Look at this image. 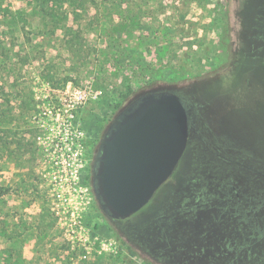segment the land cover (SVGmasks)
<instances>
[{
    "label": "rangeland",
    "instance_id": "1",
    "mask_svg": "<svg viewBox=\"0 0 264 264\" xmlns=\"http://www.w3.org/2000/svg\"><path fill=\"white\" fill-rule=\"evenodd\" d=\"M152 90L194 102L199 132L139 212L111 219L92 162ZM71 113L74 204L38 177L42 124L55 144ZM0 186V264H264V0H0Z\"/></svg>",
    "mask_w": 264,
    "mask_h": 264
},
{
    "label": "water",
    "instance_id": "2",
    "mask_svg": "<svg viewBox=\"0 0 264 264\" xmlns=\"http://www.w3.org/2000/svg\"><path fill=\"white\" fill-rule=\"evenodd\" d=\"M189 136L188 111L174 90L142 94L121 109L95 158L101 210L121 219L139 212L175 171Z\"/></svg>",
    "mask_w": 264,
    "mask_h": 264
},
{
    "label": "flooded vegetation",
    "instance_id": "3",
    "mask_svg": "<svg viewBox=\"0 0 264 264\" xmlns=\"http://www.w3.org/2000/svg\"><path fill=\"white\" fill-rule=\"evenodd\" d=\"M183 101L188 111L191 135L194 130L196 132H199L198 129H195V124L197 123L198 119V112L196 109V104L194 102H187L185 99H183ZM42 125H44V127L39 134V193L43 198L47 196V193L53 196L55 194L54 191H60L62 190V188L65 189L64 184H66V186L69 184L70 186H72L69 193L70 196L58 193V197L56 199L62 203H64V201H68L70 204H74L76 193L73 192V186L76 184V186L78 187L77 181H73L74 179L72 176L74 169H76L78 165V156L76 154L78 150V138L76 131L77 118L74 117L71 120V126L69 128L64 127L59 129L58 133H56L55 135V138L52 139V142H55V144L49 143L50 134L46 130L45 123H43ZM200 136L201 138H203L202 135ZM88 147L91 149L93 148V145H88ZM98 149L99 146L97 148V152ZM95 158L96 155L92 162L89 179L91 191L95 196L97 203L99 204V200L97 199L95 192V185H99V178L95 177V172H100V162L96 164ZM84 180H87V176ZM51 199L54 198L52 197ZM106 215L111 219L123 220L115 216H110L108 214Z\"/></svg>",
    "mask_w": 264,
    "mask_h": 264
},
{
    "label": "built area",
    "instance_id": "4",
    "mask_svg": "<svg viewBox=\"0 0 264 264\" xmlns=\"http://www.w3.org/2000/svg\"><path fill=\"white\" fill-rule=\"evenodd\" d=\"M70 117L71 118H70V122H69V127L71 126V120L75 116H74V114L71 113ZM76 131H77V138H78V150H77V153H76L77 156H78V165H77V168L74 169L72 176H73V179H74L73 181H77L78 187L76 186V184L73 186V192L76 193L74 202H77L78 201V197L79 196H82L83 197V195H81V192L80 191H83L84 190V192H85L84 193V196H86L87 193H88L87 192L88 191V188L87 187H83V185H85V180L84 179H85L86 176L83 177V174L82 173L80 174V166L81 167L84 166L83 158L80 157V154L82 155V151L79 150V146L81 145L80 140L83 138V131L80 130V128L78 127V124H77V130ZM79 161H82V163L80 164ZM64 185H65V189L62 188V190L56 191V194L60 193V194H66L67 196H70L69 193H70V190H71L72 186H70L69 184L67 186H66V184H64ZM66 202H68V201H66Z\"/></svg>",
    "mask_w": 264,
    "mask_h": 264
},
{
    "label": "trees",
    "instance_id": "5",
    "mask_svg": "<svg viewBox=\"0 0 264 264\" xmlns=\"http://www.w3.org/2000/svg\"><path fill=\"white\" fill-rule=\"evenodd\" d=\"M152 91H158V90H152ZM149 92H151V91H149ZM4 193H5L4 188L2 186H0V197L2 195H4ZM263 207H264V205H263ZM260 209H262V206L251 210V212L253 211L252 212L253 215L251 214L252 215L251 220L253 223L256 224L255 225L256 230L260 231L259 235H262V234H264V226H262V225H264V212H263V214L258 215L257 212H259ZM248 245L249 244H245V245L241 246V248H246V246H248Z\"/></svg>",
    "mask_w": 264,
    "mask_h": 264
}]
</instances>
